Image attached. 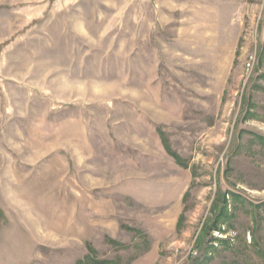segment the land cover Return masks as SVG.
<instances>
[{
  "label": "rangeland",
  "instance_id": "374dc122",
  "mask_svg": "<svg viewBox=\"0 0 264 264\" xmlns=\"http://www.w3.org/2000/svg\"><path fill=\"white\" fill-rule=\"evenodd\" d=\"M0 264H264V0H0Z\"/></svg>",
  "mask_w": 264,
  "mask_h": 264
}]
</instances>
